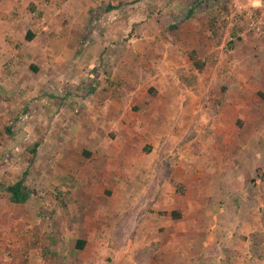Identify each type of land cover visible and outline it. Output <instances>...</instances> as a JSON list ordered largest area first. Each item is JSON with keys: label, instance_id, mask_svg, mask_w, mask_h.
<instances>
[{"label": "crops", "instance_id": "0c3cea01", "mask_svg": "<svg viewBox=\"0 0 264 264\" xmlns=\"http://www.w3.org/2000/svg\"><path fill=\"white\" fill-rule=\"evenodd\" d=\"M66 1L70 8L56 10L41 0H0V127H11L0 192L8 199L5 167L17 173V181L26 173L25 184L30 179L49 190L23 203L33 207L19 219V229H1L0 264H13L2 259L23 249L21 226H48L42 215L51 209L53 222L60 203L77 208L79 219L81 214L96 224L100 220V233L112 230L115 223L109 222L119 210L134 205L173 212L171 181L189 182L205 170L192 151L181 153L176 136L185 94L174 83L183 67L193 66L188 55L199 59L215 31L242 41L221 70L229 91L238 87L239 94L252 77L238 74L237 67L251 64L256 74L263 63L264 39L248 33L245 23L238 30L234 25L241 22L233 19L260 0H232V9L225 10L204 8L205 0L188 6L192 0ZM155 49L164 50L162 59H151ZM193 74L204 78L197 70ZM151 87L157 94L148 93ZM201 105L188 108L197 112ZM158 108L160 130L152 133L147 113L155 115ZM202 140L196 136L189 144L197 148Z\"/></svg>", "mask_w": 264, "mask_h": 264}, {"label": "rangeland", "instance_id": "374dc122", "mask_svg": "<svg viewBox=\"0 0 264 264\" xmlns=\"http://www.w3.org/2000/svg\"><path fill=\"white\" fill-rule=\"evenodd\" d=\"M41 1L43 5L56 10L70 8L65 4L66 0ZM191 2L195 0L189 1L187 6ZM231 2L232 0H205L204 8L209 5L220 10L232 9L229 6ZM236 13L233 19L241 23L234 26L238 30L246 29L243 27L244 23L246 26L245 20L240 13ZM218 20L221 21V18ZM215 32H209V47L203 50L199 59L193 53L188 55L193 66L183 67L180 79L174 83L175 88L181 87L182 94H185L182 96L184 111L181 125L176 135L180 136L181 153L192 151L199 157L198 160L201 159L205 169L199 171L194 178H188L189 182L171 181L177 202L174 211L167 213L164 209L151 207L147 212L145 208L134 205V208L119 210L109 222L111 225L115 223L112 230L100 233V220L96 224L94 220L82 218L81 214L79 219L77 208H65L60 203L58 209L52 208L53 222L50 225H41L40 230L27 223L21 226L26 233L25 238H22L23 249L17 247L12 256L2 259L4 262L264 264V50L261 53L263 63L257 65L256 74L251 64L247 69L237 67L238 74L252 77L250 81L245 79L249 87V83L251 84V88L248 87L246 91L243 89L240 94L236 90L238 87L235 91H229L231 88L221 79V70L224 63H229L232 56L236 55L242 41L233 37L230 39V36L224 38L223 32ZM173 34L174 32L167 33L165 39L169 40ZM252 35L260 40L264 39V35ZM114 40L119 41L116 38ZM163 54L164 50L155 49L151 53V59H162ZM255 58H259L258 55ZM205 62L209 64L208 79L204 77ZM196 70L204 78L194 75ZM148 93L153 96L157 94V89L151 87ZM159 102L156 103L157 107ZM199 104L203 105L197 112L188 108ZM152 114L147 113V125L150 132L157 133L163 113L158 108L157 113ZM9 128L11 132V127ZM5 135L11 134L0 127V166H3V161L4 164H9L7 159L4 160L7 146ZM196 136L203 138L204 143L197 146L198 149L189 144ZM205 138H209V144L205 143ZM4 171L9 175V179H2L5 189L18 178L17 173L9 171L7 167ZM2 174L3 171H0V176ZM181 179L185 180L183 177ZM154 182L158 183L157 177H154ZM24 186L34 194L38 191L44 194L49 192L30 179L27 184L24 182ZM197 186L199 192L193 190ZM4 196L0 192V235L5 231L10 232L14 227L19 229V219L33 207L13 204ZM81 211L83 210L79 212ZM147 213L148 217L145 216ZM6 216L9 219H4ZM79 241L84 242L82 248H77ZM2 250L0 245V251Z\"/></svg>", "mask_w": 264, "mask_h": 264}, {"label": "built area", "instance_id": "2783aa9c", "mask_svg": "<svg viewBox=\"0 0 264 264\" xmlns=\"http://www.w3.org/2000/svg\"><path fill=\"white\" fill-rule=\"evenodd\" d=\"M239 15L245 20L248 32L256 36L264 35V0H260L258 7L240 12ZM42 216L45 223L49 225L52 223L51 209H48L47 212H44Z\"/></svg>", "mask_w": 264, "mask_h": 264}, {"label": "trees", "instance_id": "16d2710c", "mask_svg": "<svg viewBox=\"0 0 264 264\" xmlns=\"http://www.w3.org/2000/svg\"><path fill=\"white\" fill-rule=\"evenodd\" d=\"M6 132L10 133V129L6 128ZM26 173L17 182L7 186L5 191L8 193V200L13 204H23L33 195V192L24 186ZM84 242L79 241L77 248H82Z\"/></svg>", "mask_w": 264, "mask_h": 264}]
</instances>
